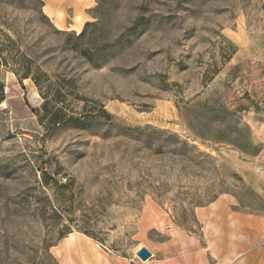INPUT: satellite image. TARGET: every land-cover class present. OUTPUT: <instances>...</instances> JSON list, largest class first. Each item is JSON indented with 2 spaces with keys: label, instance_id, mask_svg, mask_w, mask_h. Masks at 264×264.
Returning <instances> with one entry per match:
<instances>
[{
  "label": "rangeland",
  "instance_id": "obj_1",
  "mask_svg": "<svg viewBox=\"0 0 264 264\" xmlns=\"http://www.w3.org/2000/svg\"><path fill=\"white\" fill-rule=\"evenodd\" d=\"M48 2L0 0V264L141 260L264 192V0Z\"/></svg>",
  "mask_w": 264,
  "mask_h": 264
},
{
  "label": "crops",
  "instance_id": "obj_2",
  "mask_svg": "<svg viewBox=\"0 0 264 264\" xmlns=\"http://www.w3.org/2000/svg\"><path fill=\"white\" fill-rule=\"evenodd\" d=\"M92 2L64 0L61 6L48 2L46 7L56 25L76 27L86 20ZM196 223L193 230L167 226L161 240L145 247L151 252L146 260L116 257L91 264H264V192L257 191L253 200L220 195L197 208ZM77 241L71 242L72 249L84 250V238L78 235Z\"/></svg>",
  "mask_w": 264,
  "mask_h": 264
},
{
  "label": "water",
  "instance_id": "obj_3",
  "mask_svg": "<svg viewBox=\"0 0 264 264\" xmlns=\"http://www.w3.org/2000/svg\"><path fill=\"white\" fill-rule=\"evenodd\" d=\"M138 256L141 259L146 260L151 256V252L147 248L143 247L138 251Z\"/></svg>",
  "mask_w": 264,
  "mask_h": 264
},
{
  "label": "trees",
  "instance_id": "obj_4",
  "mask_svg": "<svg viewBox=\"0 0 264 264\" xmlns=\"http://www.w3.org/2000/svg\"><path fill=\"white\" fill-rule=\"evenodd\" d=\"M215 74H216V73H214V75H215ZM214 75H213V76H214ZM4 98H5V96H3V99H4ZM58 113H59L58 111H55L54 114H53L51 117H52V118L55 117L56 115H58Z\"/></svg>",
  "mask_w": 264,
  "mask_h": 264
}]
</instances>
